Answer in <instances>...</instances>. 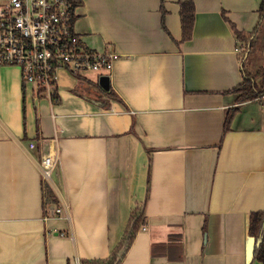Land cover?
I'll return each instance as SVG.
<instances>
[{
	"label": "crops",
	"instance_id": "0c3cea01",
	"mask_svg": "<svg viewBox=\"0 0 264 264\" xmlns=\"http://www.w3.org/2000/svg\"><path fill=\"white\" fill-rule=\"evenodd\" d=\"M181 1L75 0L82 41L117 54L105 74L116 97L102 75L60 68L54 101L0 65V264L106 258L143 203L119 264H263L248 226L264 211V94L237 103L251 69L228 22L248 36L261 0H192L188 39Z\"/></svg>",
	"mask_w": 264,
	"mask_h": 264
},
{
	"label": "built area",
	"instance_id": "2783aa9c",
	"mask_svg": "<svg viewBox=\"0 0 264 264\" xmlns=\"http://www.w3.org/2000/svg\"><path fill=\"white\" fill-rule=\"evenodd\" d=\"M74 1L6 0L0 8V65L17 66L22 82L36 96L58 100L60 68L79 76L86 72L105 75L113 67L114 51L86 46L74 30ZM35 146L31 140L29 147ZM55 163L54 153L41 154L39 166L45 180H50Z\"/></svg>",
	"mask_w": 264,
	"mask_h": 264
},
{
	"label": "trees",
	"instance_id": "16d2710c",
	"mask_svg": "<svg viewBox=\"0 0 264 264\" xmlns=\"http://www.w3.org/2000/svg\"><path fill=\"white\" fill-rule=\"evenodd\" d=\"M75 1L73 5H75ZM194 12L195 6L192 0H184L180 2V16H181V25H182V39H188L192 33V26L194 21ZM260 20H264V0H261L259 6ZM165 10L162 7V14L164 15ZM224 15V14H223ZM225 17V16H224ZM226 20L228 18L225 17ZM231 24L234 33L236 34L237 39L248 40V38L256 33L257 27H260L261 23H258L256 30H253L248 36L243 35L242 32L236 30L234 24L228 20ZM250 45V43H249ZM261 71L251 73L246 69H242V81L236 87L232 89L233 92L238 93L237 103L253 99L256 97H261L264 94V79L261 78L259 82V76ZM106 91L112 97L116 95L110 91V89L103 90ZM238 107L235 106L231 108L225 119L224 129L229 127V123L234 111ZM46 185V184H45ZM149 185V176L147 178V190ZM44 195L47 198H52L53 192L49 186L43 187ZM144 203L141 205L135 206L128 217L125 229L123 231L122 237L118 244L113 248L111 253L106 258H97V259H82L80 264H119L127 249L129 248L139 226L144 223ZM249 235L254 237L255 244L253 248V257L258 259L264 264V211H253L250 213L249 226H248Z\"/></svg>",
	"mask_w": 264,
	"mask_h": 264
},
{
	"label": "rangeland",
	"instance_id": "374dc122",
	"mask_svg": "<svg viewBox=\"0 0 264 264\" xmlns=\"http://www.w3.org/2000/svg\"><path fill=\"white\" fill-rule=\"evenodd\" d=\"M241 53L244 56L245 65L251 69V71L249 70L251 73L261 71V75L258 77L260 82L264 77V22L258 31L248 38L247 42L241 43Z\"/></svg>",
	"mask_w": 264,
	"mask_h": 264
},
{
	"label": "water",
	"instance_id": "95a60500",
	"mask_svg": "<svg viewBox=\"0 0 264 264\" xmlns=\"http://www.w3.org/2000/svg\"><path fill=\"white\" fill-rule=\"evenodd\" d=\"M109 79H108V76L107 75H102L100 76V79H99V84L104 88V89H108V86H109Z\"/></svg>",
	"mask_w": 264,
	"mask_h": 264
}]
</instances>
